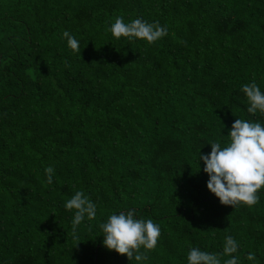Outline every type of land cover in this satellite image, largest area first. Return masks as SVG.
Returning <instances> with one entry per match:
<instances>
[{"label": "trees", "instance_id": "obj_1", "mask_svg": "<svg viewBox=\"0 0 264 264\" xmlns=\"http://www.w3.org/2000/svg\"><path fill=\"white\" fill-rule=\"evenodd\" d=\"M121 15L168 34L117 40ZM253 81L264 92V0H0V264H137L99 228L132 209L162 233L142 264H187L229 235L239 264H264V188L251 209L223 206L198 161L236 118L264 125ZM76 191L97 207L73 239Z\"/></svg>", "mask_w": 264, "mask_h": 264}, {"label": "clouds", "instance_id": "obj_2", "mask_svg": "<svg viewBox=\"0 0 264 264\" xmlns=\"http://www.w3.org/2000/svg\"><path fill=\"white\" fill-rule=\"evenodd\" d=\"M108 30L117 40H141L148 45L156 44L168 34L167 27L161 26L158 21L149 23L136 18L126 23L122 15L115 18ZM63 37L68 47L80 56L79 41L68 31L63 32ZM242 92L249 105L247 112L264 116V92L255 81L243 85ZM227 136L229 141L226 146L212 142L209 155L199 152L198 161H203V171L209 176L207 189L223 206L234 209L246 206L251 209L259 203V190L264 188V125L236 118ZM44 171L51 184L54 168L48 166ZM64 206L74 213L72 236L78 239V227L85 219H95L97 206L83 191H76ZM99 228L103 232V246L107 250L126 256L131 262L135 260L137 264L148 259L147 253L155 251L162 235L159 223L152 219H137L135 209L109 215L106 222L99 224ZM239 247L230 235L225 238L220 253L192 247L187 253V264H239V257L235 255ZM246 258L249 261L256 259L253 253Z\"/></svg>", "mask_w": 264, "mask_h": 264}]
</instances>
